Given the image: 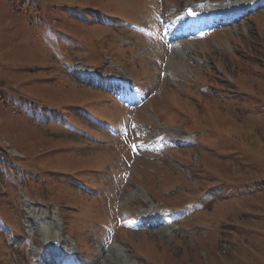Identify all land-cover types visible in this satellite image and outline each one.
<instances>
[{"label":"rangeland","instance_id":"1","mask_svg":"<svg viewBox=\"0 0 264 264\" xmlns=\"http://www.w3.org/2000/svg\"><path fill=\"white\" fill-rule=\"evenodd\" d=\"M186 1L170 0L181 8ZM208 1L222 7L251 0ZM160 6L0 0V157H18L4 161L14 178L0 184V264H264V8L210 39L178 45L174 58L156 38L121 23L156 28ZM166 60L170 82L161 78ZM137 67L149 71L147 79ZM85 69L100 70L88 80L99 90L75 82ZM124 70L138 85L150 84L145 96L160 90L136 112L142 137L163 132L161 122L173 127L170 135L196 140L173 149L158 136L164 150L137 159L123 180L129 154L116 142L126 120L115 138L100 126L126 112L100 82ZM173 83L177 95L168 90ZM20 96L55 113L35 127ZM216 195L225 199L199 206ZM161 207L188 214L167 221ZM146 213L157 214L155 226L131 233L118 227L121 217ZM51 241L77 245L81 260L61 263L34 247Z\"/></svg>","mask_w":264,"mask_h":264},{"label":"trees","instance_id":"2","mask_svg":"<svg viewBox=\"0 0 264 264\" xmlns=\"http://www.w3.org/2000/svg\"><path fill=\"white\" fill-rule=\"evenodd\" d=\"M9 179V168L5 167L4 164L0 163V184L4 183Z\"/></svg>","mask_w":264,"mask_h":264}]
</instances>
